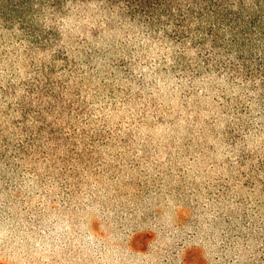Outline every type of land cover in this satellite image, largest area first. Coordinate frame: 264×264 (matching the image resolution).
I'll use <instances>...</instances> for the list:
<instances>
[{"label":"rangeland","instance_id":"1","mask_svg":"<svg viewBox=\"0 0 264 264\" xmlns=\"http://www.w3.org/2000/svg\"><path fill=\"white\" fill-rule=\"evenodd\" d=\"M33 24L0 21V264H264L255 38L190 44L94 1Z\"/></svg>","mask_w":264,"mask_h":264},{"label":"trees","instance_id":"2","mask_svg":"<svg viewBox=\"0 0 264 264\" xmlns=\"http://www.w3.org/2000/svg\"><path fill=\"white\" fill-rule=\"evenodd\" d=\"M90 1L121 8L150 28L170 32L177 41L239 52L255 38L253 45L264 48V0H0V21L33 32L43 10L59 12L68 2ZM260 62L264 67V58Z\"/></svg>","mask_w":264,"mask_h":264}]
</instances>
